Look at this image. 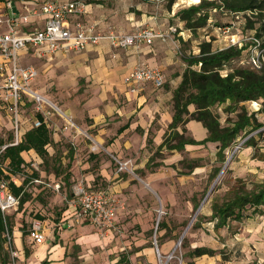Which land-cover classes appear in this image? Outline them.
<instances>
[{"label":"crops","instance_id":"1","mask_svg":"<svg viewBox=\"0 0 264 264\" xmlns=\"http://www.w3.org/2000/svg\"><path fill=\"white\" fill-rule=\"evenodd\" d=\"M6 1L0 0V10L4 16L9 15L4 7ZM46 1L71 0H12L11 7L15 14L27 15ZM81 1L85 5L84 13L69 17L67 21L69 27L75 22H82L95 25L97 31L103 33L110 29L133 33L146 27L162 32L170 27H178L181 30V35H175L166 42L155 41L150 47L117 49L111 47L107 41H101L97 46H90L82 52L58 53L41 58L47 70L57 65L69 75L87 83L82 90L86 101L81 113L78 114L77 110L76 113L74 112L79 116L77 129L74 131L64 129L55 115H52L45 124L51 132L53 146L58 147L63 144L68 146V149L62 153L61 161L63 164L65 162L69 164L70 181L81 180L90 190L97 180L104 183L112 181L113 187L109 192L113 193L125 182H121L116 170L112 171L108 159L99 154H92V144L105 145V150L116 154V158L119 159L130 155L127 157L133 162L134 169H144L147 159H140L143 156L141 151L149 146L157 147L171 123L172 93L180 83L186 68L185 63L176 57V53L181 45L188 42L191 44L193 41L190 39L191 33L184 29L183 24L175 16L179 11V9L175 10L176 3L167 8L160 4L162 0ZM170 21H176L177 24H171ZM43 25V17H32L31 23L23 26L22 30L30 32L41 29ZM216 47L220 50L225 46H221L218 42ZM142 64L162 70L164 76L162 88L156 89L153 85L146 84L140 86L135 93L129 91L124 84V77L135 66ZM63 82L62 87L67 86L64 85L65 81ZM33 90L37 93L41 92L36 88ZM24 108L29 111L27 114ZM189 110L192 111L193 107H189ZM22 116L24 134L32 128V121L38 117L33 113V105L29 100L24 103ZM185 128L196 141L203 140L207 136L206 130L195 121H189ZM3 130L10 131L8 116L4 111L0 112V132ZM7 143L3 142L2 145ZM207 145L215 146L212 143ZM188 147L193 145L185 146ZM69 150L72 151L71 159L65 157ZM47 151L52 155L50 148ZM133 154L137 156H131ZM21 157L26 164L37 166L41 163L40 158L33 151L23 152ZM42 177L54 183L61 182L52 174L45 175L44 172H40L39 178ZM67 206L60 209L61 213L56 217L61 218L59 221H53L51 224L50 220L42 222L45 240L41 244H31L30 233L24 235L19 230L13 231V242L18 259L26 261L24 264H41L43 261L47 264H116L119 260V252L122 250L121 240L115 233L118 230L117 215L113 226L105 233H100L87 221L77 222L72 218L73 207ZM67 213H70V216L65 217ZM240 237L250 243L253 242L259 249L264 248V225H246L242 232L236 234L235 240ZM161 248L163 251L168 249L167 245ZM148 250L149 248L141 247L136 250V254L140 252L146 254ZM257 258L261 260L262 256L258 254Z\"/></svg>","mask_w":264,"mask_h":264},{"label":"rangeland","instance_id":"2","mask_svg":"<svg viewBox=\"0 0 264 264\" xmlns=\"http://www.w3.org/2000/svg\"><path fill=\"white\" fill-rule=\"evenodd\" d=\"M168 1L162 0L160 4L168 8L170 7ZM175 3L177 11V9L181 10L197 5L199 0H178ZM208 15L209 19L204 28L197 29L193 33L189 31L190 39L193 42L179 47L176 57L180 61H183L185 56L197 54L198 44L196 43L211 39L215 41V44L219 42L221 46H225L228 38L221 34L219 27L223 28L232 24L234 29L231 33L237 38L254 37V31L245 28L244 19L239 14L236 17L225 10L212 9L208 10ZM248 15L251 16L250 13ZM170 23L177 24L176 21H170ZM248 42L250 41L247 40ZM22 63L32 64L39 71L32 84L33 88L40 90L41 95L62 110L76 125L78 114L81 113L82 106L86 101L82 90L87 83L75 78L76 76L69 75L57 65L47 70L43 60L35 57L32 53L23 54ZM240 65L248 67L246 60L242 64H234V66ZM63 81L67 86L62 87ZM261 103V100L247 102L244 103V106L249 113H258L261 109V113L257 114V119L264 125V107ZM24 110H26L25 114L29 112L25 108ZM75 110L78 112L77 116L74 114ZM216 111L220 116L221 123L225 124L228 114L223 112V106L218 107ZM55 117L60 120L61 127H63L65 121L57 115ZM230 117L232 116L230 115ZM72 130L74 131V129ZM262 130L264 127L258 131ZM185 136L192 138L187 130ZM10 138L11 131H1L0 147L3 142H9ZM246 138L248 137L238 138L234 147L226 151L223 163L217 161L214 145L188 147L185 148L187 150L184 149L181 152L161 151L158 154H154L156 149L154 146L142 150L143 156L140 159L146 158L147 162L150 161L149 169L146 168V164L144 169H134V164H132V173L117 175L121 178V182L125 183L111 193L120 205L116 218L118 230L115 232L116 237L121 240L122 250L119 252V257L126 256L131 264H160L156 257L155 243L162 255L163 264H187L189 261H193L195 264H264V248L259 249L253 242L245 241L241 237L235 240L236 234L242 232L246 225H264V215H250L251 211H248L247 219L241 222L229 221L228 229L223 228L217 231L213 229V222L210 219L212 202L220 203L230 197L237 179L241 180L248 189L252 188L254 183L264 181V162L252 158L255 150L243 146ZM255 142L256 149L261 153L264 152V133L255 136ZM89 144L91 143L89 142ZM49 148L52 155L57 153L59 156L60 153L62 156L68 146L63 144L54 147L52 144L47 147V149ZM92 154L104 156L110 161L112 171H115L116 166L113 158L117 155L107 152L105 145L98 146V151L92 152ZM125 156L122 157V160L130 159L127 157L130 155ZM131 156L136 157L137 155ZM227 160V165L223 169ZM0 163L1 165L5 164L2 160ZM161 163V166H157ZM65 164L66 162L63 165ZM37 168L38 171L42 169L40 164L37 165ZM217 168H220V171L215 174ZM32 171L33 167L31 163H28L24 172L16 176L18 183H22L23 179H26L23 187L27 200L22 206L18 205L16 210H9L4 214L6 227L10 231L5 230L2 233L5 258L1 264L26 263L19 259H15L13 263L11 261L10 249L16 251L13 231L19 230L24 235H28L31 234L33 221L50 220V224L53 221H59L61 218L56 217L61 213L60 209L70 205L74 200L72 187L79 183L85 185L81 180L70 181L69 187L57 181L60 186L57 192L45 185L46 183L54 184L53 181H49L45 177L41 178L45 184L30 183ZM112 184V181L104 183L97 180L95 186L91 188L94 191L109 192L113 187ZM207 194L209 195L206 197ZM66 196L69 197L66 198ZM202 202L200 211L194 216L197 210L194 208V204L199 203L200 205ZM67 216H70V213H67L65 217ZM179 239L180 247L178 246L174 254L175 257L168 259V254ZM25 240L27 241L28 238L26 237ZM31 241V244L35 245L32 238ZM163 245H167L166 251L161 248ZM141 247L149 248L146 254L143 252L136 254V250ZM196 248H204L209 252L197 258L192 257V251ZM258 254L262 256L261 260L257 258Z\"/></svg>","mask_w":264,"mask_h":264},{"label":"trees","instance_id":"3","mask_svg":"<svg viewBox=\"0 0 264 264\" xmlns=\"http://www.w3.org/2000/svg\"><path fill=\"white\" fill-rule=\"evenodd\" d=\"M176 1L178 0H169L168 3L172 5ZM212 9L225 10L236 17L239 14L244 19L245 28L254 31L253 38L264 41V0H199V4L179 10L175 16L183 24L184 29L193 33L207 25L208 10ZM249 13L251 16L248 15ZM220 28L222 27L218 29ZM197 46V54L183 58L186 68L180 83L172 93L171 123L154 154L161 151L181 152L186 145L204 146L212 143L216 147L217 161L223 163L226 151L234 147L238 138L245 136L248 138L243 142V146L254 148L252 158L264 162V152L261 153L256 149L255 142V136L264 133V130L258 131L264 127L257 119L261 109L258 113H249L244 106V103L261 100L264 107V68L257 71L249 66H234L247 60L251 42H246L241 48L230 46L219 50L215 41L210 39L198 43ZM220 106H223V112L228 114L225 124L221 123L216 111ZM189 107H193V110L190 111ZM189 121L199 123L206 130V138L196 141L186 137L185 125ZM51 145V132L42 123L39 127L26 131L17 146L6 147L1 160L7 161L9 175H20L26 166L21 153L33 151L40 158L42 169L33 170L31 177L39 178V172H44L45 175L52 174L69 187L71 179L69 164L63 165L60 153L59 156L57 153L49 154L47 147ZM71 156L72 151L69 150L66 158L71 159ZM149 162L148 160L146 163L147 169ZM161 165L162 163L157 166ZM219 171L220 168L215 169V174ZM0 177L9 179V176L4 175L1 170ZM25 182L26 179H23L20 186L9 183L12 194L20 197V206L27 200L23 191ZM198 205L199 203H195L194 208L197 209ZM248 211H251L250 215H264V181L254 183L253 187L248 189L241 180L237 179L230 197L220 203L213 201L210 216L213 229L215 231L228 229L229 221L241 222L247 219ZM5 230L10 231L6 227L5 217L0 212V264L5 258L2 241V233ZM208 252L207 249L196 248L191 256L197 258ZM41 264L47 262L43 261ZM116 264H130V262L122 255ZM187 264L195 263L189 261Z\"/></svg>","mask_w":264,"mask_h":264},{"label":"built area","instance_id":"4","mask_svg":"<svg viewBox=\"0 0 264 264\" xmlns=\"http://www.w3.org/2000/svg\"><path fill=\"white\" fill-rule=\"evenodd\" d=\"M12 0H7L4 7L9 15L4 16L0 10V112L4 111L9 120L11 138L10 141L0 147V161L3 151L8 146H17L23 138V107L29 100L33 105V113L37 115L31 127H39L42 123L57 115L65 121L64 129H77L75 123L62 110L55 106L41 94L32 88V83L38 76L37 69L31 64H22L21 55L32 53L37 58L51 57L58 53L82 52L88 47L97 46L101 41H107L111 47L117 49H138L142 46H152L155 41L166 42L175 35H181L178 27H170L167 31H155L152 28H141L133 33L108 30L99 32L93 24L75 22L68 26V18L84 13L85 5L81 0L71 1H46L39 8L32 10L27 15H17L12 11ZM32 17H43L44 25L41 29L23 32L22 27L31 23ZM234 25L220 28L222 35H226V47L241 48L248 41L251 46L248 50L246 63L253 70L264 68V41L258 38L239 39L231 34ZM124 84L129 91L136 92L140 86L153 85L154 88H162L164 76L162 70L150 65H137L125 77ZM89 139V138H88ZM90 140V139H89ZM92 152L98 151V146L92 144ZM116 173H132L130 159L113 158ZM5 163V162H4ZM33 170L38 171L32 164ZM0 170L9 179L0 177V212L4 214L9 210H16L19 205V196L10 191L9 183L20 186L16 176L9 175L7 163L1 165ZM30 183L43 184L40 178H30ZM45 184V183H44ZM52 190H59L57 183L45 184ZM24 191V188H23ZM74 200L70 203L73 207L72 218L77 222L87 221L100 233H105L113 226L120 205L117 199L107 191H91L82 183L72 187ZM35 244H41L45 240L44 227L41 221H33L31 234ZM156 257L161 261L162 255L154 243ZM180 243L176 244L167 258L172 259ZM12 263L18 259L16 251L10 249Z\"/></svg>","mask_w":264,"mask_h":264},{"label":"water","instance_id":"5","mask_svg":"<svg viewBox=\"0 0 264 264\" xmlns=\"http://www.w3.org/2000/svg\"><path fill=\"white\" fill-rule=\"evenodd\" d=\"M227 162H228V160L225 162V165H224L223 169H224L225 166L227 165ZM223 169L221 170V172L223 171ZM208 195H209V194H207L206 197H207ZM202 204H203V202L198 206L197 210L195 211L194 216H196V214L200 211V209H201V207H202ZM179 243H180V239H179V241L177 242V244H179Z\"/></svg>","mask_w":264,"mask_h":264}]
</instances>
